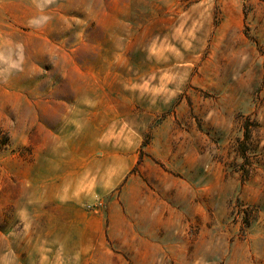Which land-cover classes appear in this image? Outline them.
<instances>
[{
    "label": "rangeland",
    "instance_id": "rangeland-1",
    "mask_svg": "<svg viewBox=\"0 0 264 264\" xmlns=\"http://www.w3.org/2000/svg\"><path fill=\"white\" fill-rule=\"evenodd\" d=\"M36 3L0 0V264H264V0Z\"/></svg>",
    "mask_w": 264,
    "mask_h": 264
},
{
    "label": "clouds",
    "instance_id": "clouds-1",
    "mask_svg": "<svg viewBox=\"0 0 264 264\" xmlns=\"http://www.w3.org/2000/svg\"><path fill=\"white\" fill-rule=\"evenodd\" d=\"M52 0H37L35 5L37 12L29 18L28 25L35 30L45 27L52 16L48 9L51 6ZM22 45L20 43L5 45L0 49V74L5 78L21 71L23 68V60L21 58Z\"/></svg>",
    "mask_w": 264,
    "mask_h": 264
},
{
    "label": "trees",
    "instance_id": "trees-1",
    "mask_svg": "<svg viewBox=\"0 0 264 264\" xmlns=\"http://www.w3.org/2000/svg\"><path fill=\"white\" fill-rule=\"evenodd\" d=\"M251 117H248V121H250ZM259 127L257 122H253L252 124L247 122L245 124V138L236 140L234 144V152L236 155L243 160V163L240 164L239 169L243 171L244 176H250V169L254 168L253 159L258 156L259 145L257 140L254 139V133L256 129Z\"/></svg>",
    "mask_w": 264,
    "mask_h": 264
}]
</instances>
